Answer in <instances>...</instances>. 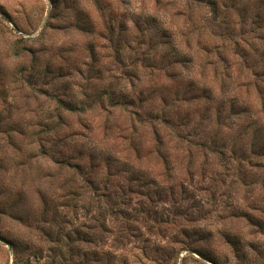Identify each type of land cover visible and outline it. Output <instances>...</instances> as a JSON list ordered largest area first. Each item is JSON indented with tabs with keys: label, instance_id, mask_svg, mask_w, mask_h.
I'll use <instances>...</instances> for the list:
<instances>
[{
	"label": "rangeland",
	"instance_id": "obj_1",
	"mask_svg": "<svg viewBox=\"0 0 264 264\" xmlns=\"http://www.w3.org/2000/svg\"><path fill=\"white\" fill-rule=\"evenodd\" d=\"M0 264H264V0H0Z\"/></svg>",
	"mask_w": 264,
	"mask_h": 264
}]
</instances>
